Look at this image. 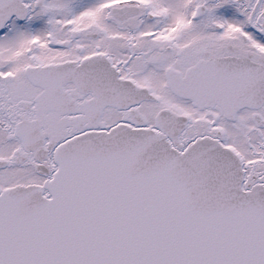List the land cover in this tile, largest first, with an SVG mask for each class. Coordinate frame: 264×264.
I'll use <instances>...</instances> for the list:
<instances>
[{
  "label": "snow or ice",
  "instance_id": "obj_1",
  "mask_svg": "<svg viewBox=\"0 0 264 264\" xmlns=\"http://www.w3.org/2000/svg\"><path fill=\"white\" fill-rule=\"evenodd\" d=\"M0 264H264V0H0Z\"/></svg>",
  "mask_w": 264,
  "mask_h": 264
}]
</instances>
